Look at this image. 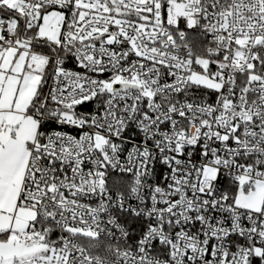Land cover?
Returning <instances> with one entry per match:
<instances>
[{
	"label": "snow or ice",
	"instance_id": "6c2138e0",
	"mask_svg": "<svg viewBox=\"0 0 264 264\" xmlns=\"http://www.w3.org/2000/svg\"><path fill=\"white\" fill-rule=\"evenodd\" d=\"M0 264H264V0H0Z\"/></svg>",
	"mask_w": 264,
	"mask_h": 264
}]
</instances>
